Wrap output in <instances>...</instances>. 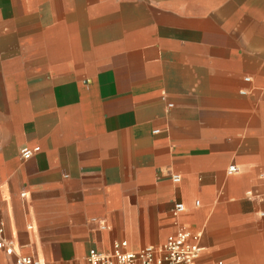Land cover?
I'll list each match as a JSON object with an SVG mask.
<instances>
[{
  "label": "crops",
  "instance_id": "1",
  "mask_svg": "<svg viewBox=\"0 0 264 264\" xmlns=\"http://www.w3.org/2000/svg\"><path fill=\"white\" fill-rule=\"evenodd\" d=\"M260 1L0 0V223L16 254L86 264L185 230L194 264H264V56L236 51L264 46Z\"/></svg>",
  "mask_w": 264,
  "mask_h": 264
},
{
  "label": "built area",
  "instance_id": "2",
  "mask_svg": "<svg viewBox=\"0 0 264 264\" xmlns=\"http://www.w3.org/2000/svg\"><path fill=\"white\" fill-rule=\"evenodd\" d=\"M24 159L29 158V149L21 150ZM236 166L231 165L229 171H235ZM177 181L178 177L175 176ZM184 210L181 202L175 203L173 214L177 215ZM199 234H192L179 230L167 236L163 244L156 247L144 246L137 251L126 249V241L111 243L106 252L90 248L86 254V264H194L200 256L201 246L198 244ZM0 253L14 256V264H43L32 256L16 254L13 245L5 237L4 227L0 223ZM213 264H226L223 259H217Z\"/></svg>",
  "mask_w": 264,
  "mask_h": 264
},
{
  "label": "rangeland",
  "instance_id": "3",
  "mask_svg": "<svg viewBox=\"0 0 264 264\" xmlns=\"http://www.w3.org/2000/svg\"><path fill=\"white\" fill-rule=\"evenodd\" d=\"M141 1V8L144 10L148 7H152V8H157V10H160L162 8H169V9H191V8H204V9H210V8H214V7H219L224 9V8H228V7H222L221 5L223 4H230V8L232 7H242L244 6V4H246L248 2V0H140ZM258 2V1H256ZM255 1H252V3H256ZM261 2V3H260ZM260 6L258 7H262L264 9V0L260 1ZM209 11V10H208ZM228 12V11H227ZM226 13V12H224ZM167 12H159L157 13V16L155 17V20L159 23H172V15H166ZM224 17H222L223 19ZM258 18V19H256ZM154 19V18H153ZM228 19V18H227ZM253 22H257L258 24H264V16L262 17H254L252 18ZM147 23V22H146ZM244 27V26H243ZM254 43V42H253ZM255 44V43H254ZM253 49H251V51L249 49H240L237 48V50H247V52L249 54H252L254 56L257 57H263L264 56V46L262 47L261 45H253L252 47ZM233 49H230L229 51H231ZM228 51V50H227ZM261 65V64H260Z\"/></svg>",
  "mask_w": 264,
  "mask_h": 264
}]
</instances>
